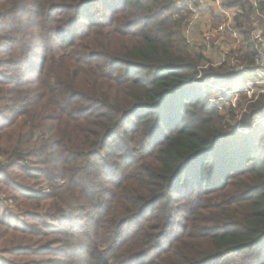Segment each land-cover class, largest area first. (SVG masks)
Listing matches in <instances>:
<instances>
[{"label":"trees","instance_id":"obj_1","mask_svg":"<svg viewBox=\"0 0 264 264\" xmlns=\"http://www.w3.org/2000/svg\"><path fill=\"white\" fill-rule=\"evenodd\" d=\"M176 2L0 0V264H264V94L226 120Z\"/></svg>","mask_w":264,"mask_h":264},{"label":"rangeland","instance_id":"obj_2","mask_svg":"<svg viewBox=\"0 0 264 264\" xmlns=\"http://www.w3.org/2000/svg\"><path fill=\"white\" fill-rule=\"evenodd\" d=\"M251 1L256 2L258 0H251ZM179 2L180 1L177 0L176 5H178ZM192 2L194 4L193 7L199 13V16H198V22L196 24L197 26L196 33L193 36V40L195 43L191 47V49L194 50L195 53L201 54L206 61H209L210 59L215 60L219 55L225 56V59L228 56V58L224 60L226 62L225 63L221 62V65H219V67H224V70L226 72H230V71L236 72V67L234 66H237L239 64L238 61H240V63H246L245 61H243L244 56L240 55V53L245 50L246 43H245L244 36L240 34H236L233 37H229L228 35H226L224 38H222V40L217 41L218 43L214 45L212 53H205L204 42H203V35L206 32H209V31L214 32L216 28L221 24V22L223 20H226V18L223 16V12H228L231 16H234L236 12L234 10H230V11L223 10L222 4L227 2L226 0H205V4L203 5H201L197 0H192ZM254 16H256V14ZM34 21L35 19L33 20L31 19V22L27 24L32 25ZM254 21H255L254 24H257V30H256L257 33H260V34L264 33V19L261 17L259 19H254ZM82 27L79 28V30L82 29ZM250 38H251L252 43H254L255 48H257L258 50H261L260 53L264 55V51H262V48L258 46L260 44V41L258 42V44H256L253 34L250 35ZM222 41L226 44H229L232 47L229 54H227L226 50L223 48ZM38 54L40 56H44L43 53H38ZM39 65H40L39 60H35L31 63L30 66L32 67V70H34ZM228 79L229 80L226 81L227 83L235 84V85L231 87L222 86V88L220 89L223 93H221V95L213 93V95L210 98V102L213 105H217L219 107L220 112L224 116H226V120L228 122L235 123V125H240L239 121L241 120L242 115H244L245 110H243V107H242V112H239L237 108L239 104L242 103V106H244V109H246V107L248 106V102L244 98V95H239L236 93L238 83H240V85L244 84L245 86L244 89H247V87L252 88V91L254 92L260 91L262 83L261 81H259V79H255L252 76H246V75L241 76V77L239 76L238 78L228 77ZM227 83H225V85ZM243 93L248 94L247 91H243ZM224 94L230 97L228 102L223 101ZM232 113H234L236 117L235 120L232 119ZM260 122L261 120L259 119L256 121L255 124L260 125ZM182 222L183 221L181 219L178 221V224L182 225ZM85 242L87 241L79 240L74 250L83 251Z\"/></svg>","mask_w":264,"mask_h":264},{"label":"built area","instance_id":"obj_3","mask_svg":"<svg viewBox=\"0 0 264 264\" xmlns=\"http://www.w3.org/2000/svg\"><path fill=\"white\" fill-rule=\"evenodd\" d=\"M179 4L177 5L178 8L180 9H185L184 13L186 15V28H185V33L184 37L186 39L187 45L191 48L194 45V40H193V35H194V30H195V25L198 20L199 13L198 11L193 7L194 4L192 0H179ZM254 2V1H253ZM257 2V1H256ZM201 5L205 4V2L200 1L199 2ZM260 18L262 17L264 19V13L259 16ZM255 25V30L252 32L254 35V40L255 43L258 44L260 41V46L262 48V51H264V33H257V24ZM261 30V28H260ZM226 35H228V28L227 24L222 23L220 24L214 32H206L203 35V42H204V48L206 53H212L214 45L217 44L219 40H222ZM223 48L226 50L227 54L231 51L232 47L229 44H226L222 41ZM257 50V56L255 60V66L253 68H248L245 64L240 63L236 67V72H238V76H252L255 79H259L261 81V89L259 92H254L252 91V88L243 89V91H247L248 94L251 96L253 93H262L264 94V55L260 53L261 50ZM241 55V53H240ZM228 56L226 57V59ZM225 56L219 55L215 60L210 59L208 61V64L206 67L212 66L214 68L219 67L221 65V62L225 63L226 60ZM220 62V63H219ZM230 65V63H229ZM255 85V84H254ZM248 86V85H246ZM239 90H236V93H238ZM229 94V93H227ZM232 94V93H231Z\"/></svg>","mask_w":264,"mask_h":264},{"label":"crops","instance_id":"obj_4","mask_svg":"<svg viewBox=\"0 0 264 264\" xmlns=\"http://www.w3.org/2000/svg\"><path fill=\"white\" fill-rule=\"evenodd\" d=\"M223 16L226 18V20H223L222 22H221V24L222 23H225V24H227V28H228V26H234L235 25V22H234V20L233 19H231V18H227V16L228 15H226V14H224L223 13ZM197 22H198V20H197ZM197 22H196V24H197ZM196 29H197V26L195 25V32H194V35H195V33H196ZM185 33V32H184ZM236 34H239L238 33V31H236V32H234V31H231V30H229V28H228V36L229 37H233L234 35H236ZM193 35V36H194ZM242 52H244V51H242ZM206 53V52H205Z\"/></svg>","mask_w":264,"mask_h":264}]
</instances>
